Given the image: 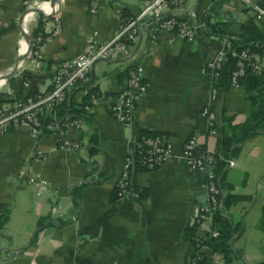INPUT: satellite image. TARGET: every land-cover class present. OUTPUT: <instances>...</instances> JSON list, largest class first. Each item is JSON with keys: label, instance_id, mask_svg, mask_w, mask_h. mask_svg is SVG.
Segmentation results:
<instances>
[{"label": "crops", "instance_id": "obj_1", "mask_svg": "<svg viewBox=\"0 0 264 264\" xmlns=\"http://www.w3.org/2000/svg\"><path fill=\"white\" fill-rule=\"evenodd\" d=\"M44 1L0 0V103L50 90L55 68L80 55L90 35L109 41L120 21L137 15L146 0H102L94 17L89 14L90 0H56L58 32L42 46L41 69L35 71L31 65L16 69L17 41L40 32L37 12ZM28 10L36 14L23 30L21 20ZM176 16L195 28L194 43H169V35L162 34L150 45L142 34L128 44L129 58L97 62L86 80L70 90L76 106L94 93L89 101L92 123L81 119L80 128L69 125L65 132L68 140L82 147L99 148L91 158L98 172L88 176L84 150L60 151L51 133L33 137L26 127H19L0 136V215L8 214L0 232V264H189L192 246L185 232L200 207L195 194L202 191L204 178L192 173L178 155L191 135H197L201 146L214 155L220 154L218 135L207 138L206 119L200 114L204 107L216 115L218 127L222 112L232 118V126H240L249 111L241 88L212 92L207 65L224 50L226 37L212 39L208 25L221 22L237 32L253 20L264 33V21L256 22L253 11L238 0H194ZM52 26L50 22L48 27ZM135 65L145 70L147 90L137 100L131 126L124 127L112 118L107 104L123 93L128 70ZM142 133L168 140L176 158L155 170H132L130 187L137 198L116 202V177ZM84 179L89 184L74 209L70 191ZM225 183V193L237 197L226 212L238 227L231 248L239 254L230 264H261L264 237L258 223L264 209V134L244 144ZM43 218L67 225L47 227L33 239Z\"/></svg>", "mask_w": 264, "mask_h": 264}, {"label": "built area", "instance_id": "obj_2", "mask_svg": "<svg viewBox=\"0 0 264 264\" xmlns=\"http://www.w3.org/2000/svg\"><path fill=\"white\" fill-rule=\"evenodd\" d=\"M100 1L102 0H90L89 14L91 16L97 15ZM191 1L194 0H146L137 15L120 21L113 38L109 41L101 42L96 35H90L80 55L55 68L50 90L0 103V136L13 129L26 127L33 137H37L42 132V118L49 116L50 122L46 124L45 129L57 138L58 149L65 152L81 151L82 145L68 140L65 132L69 125L80 128V122L62 124L56 119V109L66 101L69 91L86 80L89 71L97 62L129 58L128 44L142 37V34L146 35L150 45H155L157 38L162 34L169 35V43L176 41L186 44L194 43L195 28L176 16V13L183 11ZM238 1L253 11L256 22L264 21V6L256 5L251 0ZM39 12L42 14L40 32L31 38L23 36L17 41L20 55L16 69H24L31 65L33 70H40L43 64L40 55L42 46L50 42L58 32V1H44ZM35 14V11L28 10L23 15L21 20L23 30ZM50 22L53 24L52 28L48 27ZM224 55V50L218 52L207 65L213 81L221 69ZM232 56L236 59V69L230 88H239L237 80L244 76L246 69L256 73H260L263 69V60L258 55L245 51L233 53ZM146 90L143 66L135 65L129 68L123 93L110 99L107 104L112 118L120 125L130 127L137 100L145 94ZM215 90L216 88L213 87L212 92ZM200 114L206 119L207 138L217 137L216 115L208 107H204ZM174 158L176 155L172 144L165 138L154 136L136 139L132 151L124 159L122 169L116 177L113 192L115 201L127 202L137 198V194L130 187L129 174L132 170H155ZM178 159L192 173L200 174L204 178L201 188L205 193L206 206L199 207L192 220V225H197L198 229L197 243L194 250L192 249L189 264H219L221 257L212 253L210 247L204 244V241L217 237V232L211 226L212 216L218 207L215 155L201 146L197 135H191L184 142ZM29 183L32 184L33 181L30 180Z\"/></svg>", "mask_w": 264, "mask_h": 264}, {"label": "trees", "instance_id": "obj_3", "mask_svg": "<svg viewBox=\"0 0 264 264\" xmlns=\"http://www.w3.org/2000/svg\"><path fill=\"white\" fill-rule=\"evenodd\" d=\"M259 6H264V4H260ZM229 28V25L221 22L208 25V33L212 39L218 40L226 37V45L224 47L225 55L222 66L217 78L213 81V87L223 91L230 88L236 69V59L232 56L233 53L238 54L246 51L250 54L258 55V57L262 60L264 59V33H260L253 20L240 25L237 32H232ZM237 83L238 87L241 88L246 95L247 101L249 103V111L244 124L240 126H232V118L226 117L224 112L221 113L219 118V124L221 127H218V123L216 125L218 138L220 141V154L215 155V183L218 190V207L212 216L211 226L217 232V237L215 239L204 241V244L210 247L212 253L221 257L223 264H230L232 257L239 254L232 251L231 248L233 238L238 232V227L233 225L231 220L226 216V212L236 202L237 197L225 193L228 190V187L225 183V175L230 163H232V161L237 157L244 144L256 136L264 134V67L260 73L246 69L244 76L238 79ZM70 93L71 92L69 91L66 101L56 109L57 121L63 124L84 119L89 123H92V117L89 114V101L90 96L94 95V93L89 92L90 95L88 94V96L83 100L82 104L77 106L71 103ZM67 116L73 117L68 119ZM49 122V116H44L42 118L41 123L43 133L48 132L45 129V126ZM225 127L229 129L228 134L224 132ZM94 128L97 131V128ZM154 136L157 135L142 133L140 134L139 138ZM93 138H95V135H93L91 139ZM82 149L89 159L88 176H90L93 173L98 172V166L91 162V158L99 151V148L93 145L83 146ZM96 183H99V181L97 180ZM88 184V181L84 179L80 184L72 187L70 191V198L74 209H78L80 192ZM223 193H225V195ZM113 200H115L114 196ZM7 220V213L0 215V232L3 230ZM66 225L67 223L61 221H50L46 218L40 219L37 222L36 232L33 235V239L40 231L47 227L61 228ZM197 229V225H192L185 232V239L191 244L193 250L197 243ZM258 229L262 232L264 237V209L261 211ZM261 264H264V260Z\"/></svg>", "mask_w": 264, "mask_h": 264}, {"label": "water", "instance_id": "obj_4", "mask_svg": "<svg viewBox=\"0 0 264 264\" xmlns=\"http://www.w3.org/2000/svg\"><path fill=\"white\" fill-rule=\"evenodd\" d=\"M37 14L40 15V16L42 15L40 12H37ZM195 196L197 197V202L199 203V206L200 207H205L206 206V201H205V193H204V191L202 190V191L196 193Z\"/></svg>", "mask_w": 264, "mask_h": 264}, {"label": "rangeland", "instance_id": "obj_5", "mask_svg": "<svg viewBox=\"0 0 264 264\" xmlns=\"http://www.w3.org/2000/svg\"><path fill=\"white\" fill-rule=\"evenodd\" d=\"M82 150V149H81Z\"/></svg>", "mask_w": 264, "mask_h": 264}]
</instances>
